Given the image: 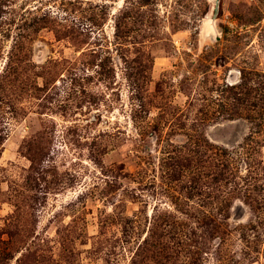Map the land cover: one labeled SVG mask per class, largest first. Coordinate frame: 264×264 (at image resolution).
<instances>
[{"label":"rangeland","instance_id":"374dc122","mask_svg":"<svg viewBox=\"0 0 264 264\" xmlns=\"http://www.w3.org/2000/svg\"><path fill=\"white\" fill-rule=\"evenodd\" d=\"M0 264H264V0H0Z\"/></svg>","mask_w":264,"mask_h":264},{"label":"water","instance_id":"95a60500","mask_svg":"<svg viewBox=\"0 0 264 264\" xmlns=\"http://www.w3.org/2000/svg\"><path fill=\"white\" fill-rule=\"evenodd\" d=\"M218 10H219V1H216V7H215L216 14L218 13ZM212 28H213V33L210 34V39L212 41H215V38H219L217 28H216V15L214 16L212 20Z\"/></svg>","mask_w":264,"mask_h":264}]
</instances>
